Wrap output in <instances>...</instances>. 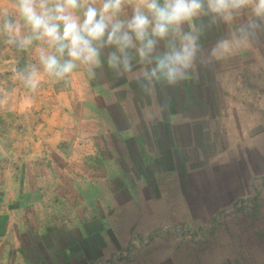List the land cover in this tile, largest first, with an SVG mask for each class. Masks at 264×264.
I'll use <instances>...</instances> for the list:
<instances>
[{"label": "rangeland", "instance_id": "1", "mask_svg": "<svg viewBox=\"0 0 264 264\" xmlns=\"http://www.w3.org/2000/svg\"><path fill=\"white\" fill-rule=\"evenodd\" d=\"M221 23L238 29L242 47H255L254 84L263 89L264 17L249 5ZM42 55L67 59L35 38L16 0H0V264H264V126L236 161L242 177L225 201L182 194L175 179L159 185L167 169L136 129L130 99L105 96L123 76L100 57L57 77ZM33 71L34 90L26 79Z\"/></svg>", "mask_w": 264, "mask_h": 264}, {"label": "crops", "instance_id": "2", "mask_svg": "<svg viewBox=\"0 0 264 264\" xmlns=\"http://www.w3.org/2000/svg\"><path fill=\"white\" fill-rule=\"evenodd\" d=\"M88 3L99 9L102 0L95 3L88 0ZM86 6L82 2L73 14L83 19ZM138 6L140 0H130L113 21H127ZM221 18H214L211 13L199 14L178 29H170L164 39L157 38L154 57L179 47L185 34L198 35L197 56L185 79L169 84L162 78H146L145 73L154 66V60L153 63L142 61L137 52L139 42L134 40L136 46L128 50L133 70L123 72L113 68L112 73L108 72L123 77L121 90L120 87L111 89V93L105 95L130 99L126 107L137 115L136 129L142 132L140 136L147 139L148 145L156 147L158 157L153 159L160 165L158 169H167L166 173H158L159 185L169 177L175 179L173 186L180 190L176 192L210 194L216 203L225 201V196L238 188H229L242 177L236 161L241 160L242 150L256 146V143L251 144V136L264 126V121L256 120L259 113H264V88L254 84L256 49L246 44L242 47L235 36L238 29L222 25ZM111 51L115 48L101 49L104 64L108 63ZM242 52H247V58L242 59ZM108 73L106 82L111 80ZM261 78L264 81L263 76ZM258 91H262L261 96ZM174 163L186 171L187 181L182 172L172 170ZM218 170L228 173L220 174Z\"/></svg>", "mask_w": 264, "mask_h": 264}, {"label": "clouds", "instance_id": "3", "mask_svg": "<svg viewBox=\"0 0 264 264\" xmlns=\"http://www.w3.org/2000/svg\"><path fill=\"white\" fill-rule=\"evenodd\" d=\"M87 5L83 20L73 14V10ZM95 3V0H92ZM130 0H102L101 7L92 6L88 0H54L51 7L47 0H16L19 16L31 26L36 39L47 38L56 46V51L67 59L63 63L56 55L41 56L44 70L57 77L73 72L77 62L95 66L100 64L101 49L114 47L108 54L109 67L131 72L133 65L129 49L139 42L137 52L142 61L153 63L145 76L148 79H165L169 84L186 78L198 52V35L185 34L179 47L160 56H155L157 38L164 39L170 29H178L184 22L199 14H213L227 18L234 11L249 5L257 17H264V0H140L132 16L127 21H113ZM250 25L249 28L254 27ZM4 28L12 33L14 25L5 19ZM62 28V30H61ZM18 31V29H15ZM247 31V30H246ZM33 37H27L23 44H30ZM15 42V41H12ZM33 90L38 85L37 73L33 71L26 78Z\"/></svg>", "mask_w": 264, "mask_h": 264}]
</instances>
